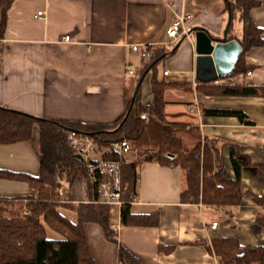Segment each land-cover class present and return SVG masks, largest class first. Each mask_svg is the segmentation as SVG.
I'll return each instance as SVG.
<instances>
[{"label": "crops", "instance_id": "crops-1", "mask_svg": "<svg viewBox=\"0 0 264 264\" xmlns=\"http://www.w3.org/2000/svg\"><path fill=\"white\" fill-rule=\"evenodd\" d=\"M5 1L0 0V19ZM228 1L232 0H10L0 41V106L49 120L109 124L124 111L125 94L134 82L132 63L147 60L131 47L174 50L162 59L164 67L157 77L184 75L187 80L176 82H189L191 88L165 91V119L186 123V129L179 132L183 141L191 134L215 140L220 162L231 177L236 175L231 146L254 163L239 170L241 201L215 207L200 201L181 202L180 193L186 189L185 171L161 165L155 159L144 160L130 211L155 214L159 223L122 225L121 204H112L109 223L115 241L106 237L99 223L84 224L96 264H121L117 256L120 245L140 264H219L217 256L207 249L218 237H235L243 246L264 245V230L256 220L263 207L251 198L264 195V170L258 165L264 163V95L223 96L199 91L195 87L199 80L195 78L194 34L174 40L165 33L166 27L185 13L190 14L185 23L188 31L202 26L221 37L230 13ZM259 2L249 16L263 29L264 40V0ZM37 11L43 13L37 15ZM230 33L237 40L242 36L234 31L233 23ZM65 35L68 40L63 39ZM244 62L253 68L248 70L249 75L237 74L242 75V83L264 86V44L247 48ZM165 69L168 75H163ZM150 71L146 69L141 80V102L147 105L153 100L152 74L144 92L142 83ZM191 106L193 111L189 110ZM203 108L240 110L244 118L204 114ZM184 143L191 147L190 142ZM39 164L37 124L29 140L0 144V169L37 175ZM64 180L61 187L72 203L88 200L82 180L83 193L66 190ZM31 192L26 181L0 177V198ZM59 211L71 221L77 220L74 209L61 206ZM213 221L217 222L215 228L209 227ZM45 229L48 237L60 236L48 226Z\"/></svg>", "mask_w": 264, "mask_h": 264}, {"label": "trees", "instance_id": "trees-1", "mask_svg": "<svg viewBox=\"0 0 264 264\" xmlns=\"http://www.w3.org/2000/svg\"><path fill=\"white\" fill-rule=\"evenodd\" d=\"M10 0L5 1L0 19V41L4 37L6 9ZM260 4L259 0H232L228 3L231 20L228 27V39L235 19L242 22L243 46L231 75L245 74L252 69L244 62V52L252 46L264 44L261 37L263 29L251 20L249 11ZM153 51L143 66L137 81L146 72L152 70L150 91L152 103L140 101L137 93L134 98L125 94V107L122 115L114 122L84 123L79 121H60L38 118L30 114L0 106V144L29 140L35 124L39 126V173L32 175L0 169L1 178L26 181L32 192L11 198H0V264H96L93 259L84 232L86 222L101 225L108 239L115 241L109 223V205L97 201L96 185L87 183L88 200L72 203L68 196L60 195L57 188L61 180L72 183L82 180L86 170L82 161L75 157L67 143V130L76 129L93 137L98 144L127 138L137 150L136 159L122 165V182L126 188L122 191L120 223L122 225L156 226L159 223L155 214H134L130 211V202L136 191L138 171L146 159H155L164 166H178L185 171L186 189L180 193L181 202H202L206 205L221 207L238 204L243 198L240 188L239 170L242 166L254 165L249 157L231 146L230 157L235 170L231 177L220 162L215 140L197 135L193 146L185 145L179 132L186 129V123L167 121L163 114L166 103L164 93L168 89L183 87L190 89L189 82H176L157 77L156 64L171 52L148 47ZM0 43V52L2 51ZM175 49V48H174ZM196 89L208 95H264V86H252L243 83L224 84L197 81ZM127 93V92H126ZM204 114H235L244 118L240 110L203 108ZM246 122H251L247 121ZM264 170V163L258 164ZM252 200L264 209V195L251 196ZM15 201L19 207L12 208ZM66 206L75 210L77 220L71 221L59 211ZM257 224L264 230V216H257ZM45 226L60 236L48 237ZM170 250L171 248L161 247ZM219 264H264V245L243 246L235 237H218L207 245ZM118 261L121 264H140L139 259L122 245L118 248Z\"/></svg>", "mask_w": 264, "mask_h": 264}, {"label": "built area", "instance_id": "built-area-1", "mask_svg": "<svg viewBox=\"0 0 264 264\" xmlns=\"http://www.w3.org/2000/svg\"><path fill=\"white\" fill-rule=\"evenodd\" d=\"M42 13L43 11H37V15ZM189 18L190 14L185 13L177 16L165 29L167 37L176 40L182 36H187L189 33L185 23ZM63 39L68 40V35H65ZM131 49L139 53L144 59L153 55V51L148 47L141 49L138 45H133ZM132 72L129 70V73ZM168 73V69L163 70V75H168ZM249 74L250 71H247L246 75ZM242 79V75H229L224 78H217L214 82L235 84L237 82L242 83ZM193 109V106L189 107L190 111ZM66 139L74 153L82 157L81 161L86 170V176L83 180L84 187H87L88 182L95 184L98 195L97 201L99 202L109 206L121 204V194L126 188L122 182V165L136 159L137 150L134 145L127 138L98 144L91 135L76 129H68ZM57 190L60 195L64 194L61 186ZM216 226V221L209 225L211 228Z\"/></svg>", "mask_w": 264, "mask_h": 264}, {"label": "water", "instance_id": "water-1", "mask_svg": "<svg viewBox=\"0 0 264 264\" xmlns=\"http://www.w3.org/2000/svg\"><path fill=\"white\" fill-rule=\"evenodd\" d=\"M231 20L230 13L226 26L221 37L212 35L202 26H194L188 33L195 37V78L200 82H210L218 77L229 76L235 70L236 62L243 51V46L236 38L228 39L227 29ZM177 46V45H176ZM141 76L139 83L143 79ZM133 93V98L135 96ZM75 157L81 161L82 157L75 154Z\"/></svg>", "mask_w": 264, "mask_h": 264}, {"label": "rangeland", "instance_id": "rangeland-1", "mask_svg": "<svg viewBox=\"0 0 264 264\" xmlns=\"http://www.w3.org/2000/svg\"><path fill=\"white\" fill-rule=\"evenodd\" d=\"M228 2H230V1H228ZM242 27H243V24L238 20V19H235L234 21H233V28H234V31H236V32H238V33H242ZM148 62V60H144V64L141 62V61H134L133 63H132V67H133V70L135 71V73H134V75L132 76V78H133V80H134V82H133V84L127 89V97L128 98H130V96H132L133 97V93H134V91H136L135 92V94L137 93V96H139V99H140V101L142 100V93H141V86H140V88L138 89V86H137V81H138V76H139V74H140V72H141V70H142V68H143V66L145 65V63H147ZM164 62L161 60V61H159L157 64H156V70H157V72H158V74H161V71H162V69H163V67H164ZM152 74V71H150V73H148V75L145 77V79H144V81H143V83H142V90H143V92L145 91V89H146V84H147V78L150 76ZM174 76V77H173ZM187 78L188 77H185L184 75L183 76H180V77H175V75L174 74H172V75H170V76H168V77H165V79L166 80H169V81H176V80H178V81H182V80H187ZM181 89V88H180ZM145 94V93H144ZM142 103H144V102H142ZM187 135V134H186ZM192 135L193 134H191V137L190 136H187V137H185V141L184 142H187V144H189V142H190V144H191V146H193L194 145V143H196V141H197V135H194L193 137H192ZM195 137V138H194ZM130 141V140H129ZM131 142V141H130ZM84 180V178L82 179V181ZM63 186L65 187V189L66 190H70L71 191V193H73V190L75 191V192H78V193H83L82 191H83V189H81V181H80V179H77V180H74L72 183H69V182H67L66 180H64L63 182ZM13 203H15V205L13 204V206H12V208H17V207H19V202L18 201H15V202H13ZM261 215L262 216H264V209L262 208L261 209Z\"/></svg>", "mask_w": 264, "mask_h": 264}]
</instances>
